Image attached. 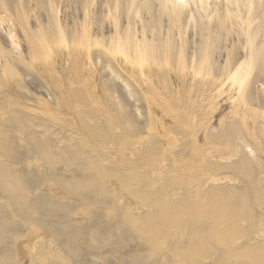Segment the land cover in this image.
Segmentation results:
<instances>
[{
	"label": "rangeland",
	"instance_id": "374dc122",
	"mask_svg": "<svg viewBox=\"0 0 264 264\" xmlns=\"http://www.w3.org/2000/svg\"><path fill=\"white\" fill-rule=\"evenodd\" d=\"M246 1L0 0V264H264V0ZM249 53L242 94L226 65Z\"/></svg>",
	"mask_w": 264,
	"mask_h": 264
},
{
	"label": "bare ground",
	"instance_id": "6f19581e",
	"mask_svg": "<svg viewBox=\"0 0 264 264\" xmlns=\"http://www.w3.org/2000/svg\"><path fill=\"white\" fill-rule=\"evenodd\" d=\"M246 3L247 4L246 5L244 4V5L247 8V11L249 13V10L252 9V2L247 0ZM252 21L253 20H251L250 22L248 21V23H247L248 28L251 26ZM252 34L255 35V32H252ZM247 36H248L247 37L248 42H251V40H254V36L250 35V33H247ZM86 38H87V36H86ZM60 41H62V38ZM63 42H64V40H63ZM92 44H97V43L95 41L92 42L91 38L90 39L87 38L85 43L81 40H77L75 42V47L77 49H82V48L86 49L87 53L89 54V51H90L89 46H91ZM60 45H62L61 42L49 43L47 41L45 43V49H44L45 54L47 56H49L53 50L52 48L55 46L59 48ZM99 45H100V43H99ZM65 47H68V46H65ZM105 49H106L108 55H110L111 58H113V60L116 59L117 55H120V56H122V58H124V60H126L128 62H131V63L135 62L139 67L143 65L142 63H144V62L147 63L150 59V56H151V53L148 51V49L141 48L139 46L138 47L136 46L135 52H133V57L127 53V51L125 50V48L121 44H109V46L105 47ZM251 49L252 48H250L249 50H251ZM33 50H35V49H33ZM32 56L35 58L36 55H32ZM203 62H206V59H204ZM253 66H254V61H253V57H252L251 53H249V55L245 59H243L240 63H238L237 65L233 64L230 66L229 63L226 65V70H227L226 77L229 78V80L233 86H236L237 91H240L242 94H243V89L245 88V86L249 82V76L248 75L250 74V71L253 68ZM193 72H194V74L201 75L200 70H193ZM13 75H14L13 72L10 70V68L8 66H6L4 68L2 67V72H1L2 78H4L6 80L8 78H11ZM255 113H256V115H258L259 113L262 114L263 119H264V110L258 111V112L256 111ZM244 121H245V119L243 118L242 123H244ZM197 133H198V130L196 129L192 134V138H193V150L192 151H193V153H196V152L200 153L198 151L199 144L196 141ZM161 135H163L168 140V138L164 135L163 130H162ZM249 135H250V137L254 138L253 133L249 132ZM245 146L248 147L249 153L251 154L252 150L249 148V145L245 144ZM215 149L220 150L217 147H215ZM219 156L221 158L225 157L222 154H220ZM227 158L228 157H226V159ZM211 180H212V182H218L220 179L216 178L215 175L211 174ZM205 185L206 184L204 183L203 186H205ZM198 200H199V198H197V201ZM134 218L138 219L136 217H134ZM258 222H259V220H258ZM157 233L158 232L156 230H155V232L150 233L151 238L155 240ZM235 240H237V238ZM197 251H199V250L195 249L193 251H190V253L187 252L186 257H188L189 259H193L195 257H198V254L196 253ZM206 258H208V256H206Z\"/></svg>",
	"mask_w": 264,
	"mask_h": 264
}]
</instances>
